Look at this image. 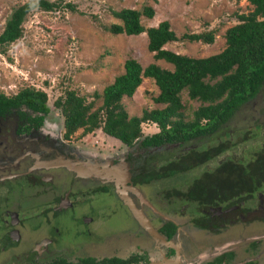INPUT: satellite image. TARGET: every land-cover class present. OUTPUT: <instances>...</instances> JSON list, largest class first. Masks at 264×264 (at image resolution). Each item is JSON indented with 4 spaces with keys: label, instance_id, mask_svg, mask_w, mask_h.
<instances>
[{
    "label": "flooded vegetation",
    "instance_id": "flooded-vegetation-1",
    "mask_svg": "<svg viewBox=\"0 0 264 264\" xmlns=\"http://www.w3.org/2000/svg\"><path fill=\"white\" fill-rule=\"evenodd\" d=\"M241 108L251 116L248 126L234 122ZM47 113L25 105L0 109V264H257L264 254V82L210 134V145L194 148L191 169L165 177L199 170L164 193L162 205L155 192H144L153 180L138 183L140 172L156 167L145 153L85 150L72 133L61 131L59 120L48 123ZM245 143L241 158L234 159V150ZM192 181L200 192L194 201L179 196ZM122 201L169 244L144 232L138 247L137 219L127 210L126 217L119 214V231L104 230ZM257 225L263 228L241 233ZM232 227L238 233H230ZM109 240L115 244L106 254L100 248Z\"/></svg>",
    "mask_w": 264,
    "mask_h": 264
},
{
    "label": "rangeland",
    "instance_id": "rangeland-1",
    "mask_svg": "<svg viewBox=\"0 0 264 264\" xmlns=\"http://www.w3.org/2000/svg\"><path fill=\"white\" fill-rule=\"evenodd\" d=\"M27 0H0V33L6 19L9 18L12 10ZM58 2V6L51 11H43L39 8L32 9L21 22V36L16 40L0 45V92L6 96L17 93L20 89L30 87L42 90L46 95L48 123H57L59 120L62 126L63 117L60 110L54 107L53 102L59 96H63L66 90H73L77 95L83 96L86 102H92V109L100 105V98H94L93 92L100 93L102 88L111 83L113 78L123 72V63L126 59L136 60L141 67L155 63L161 68L168 70L172 66L163 60H155L153 53L147 50V38L144 32L137 35L111 34L104 29V26L120 24V21L112 16L110 10L122 8L141 10L144 6L153 8L151 18L141 17L140 21L144 28L156 25L159 21L166 20L169 27L175 34V41L163 45L164 49L185 55L188 57H206L221 51L224 46V33L227 28L238 23L237 15L248 14L252 6L247 0H48ZM75 5L74 11L63 7L65 3ZM213 32L211 43L201 41H187L181 39L182 34ZM158 93V89L149 78H143L140 84L130 97L123 96L120 103L128 116H139L141 110L161 108L163 105L154 103L152 98ZM182 104V119L190 121L192 112L201 103L187 97L186 91L180 92ZM247 110L238 111L237 126H248L251 124V116ZM227 127V126H226ZM141 136L135 141L133 147L127 148L119 140L106 136L100 128L83 133L78 128L71 135L83 149L102 154H126L133 152L140 155L145 153L144 158L149 161L173 157V145H165L161 148H150L146 151L140 149L138 144L143 136L158 131L154 123L143 122L140 124ZM63 128H61V131ZM221 139V133L218 135ZM215 138L208 135L196 138L183 149L199 148L208 146ZM82 144V145H81ZM247 143L237 146L234 150V159L241 158ZM113 148V149H111ZM181 149L180 151H183ZM166 151L165 153L163 151ZM241 150L243 152H241ZM162 152V153H161ZM168 152V153H167ZM93 161V160H92ZM157 164V163H155ZM208 163L206 166L212 165ZM123 172V169H121ZM199 173L194 169L186 176L178 175L156 180L153 184L144 189L145 194L152 197L155 192V202L162 205L167 191L182 184L183 181H190ZM118 206L117 217L106 224L104 230L119 231V214L127 216V211L133 219L137 217L129 204L122 201ZM180 202L176 201L177 209ZM182 205V204H181ZM127 210V211H126ZM121 211V212H120ZM184 214L189 210L184 206ZM111 217H114L112 215ZM179 221H183L181 214ZM185 220V219H184ZM138 224V243L145 229ZM126 228L132 227V222H125ZM263 226H248L241 232L243 235H251L255 229L261 230ZM143 231H140V230ZM129 232V231H128ZM230 233H238L232 227ZM115 244L113 240L107 241L103 247V253H111V247ZM122 245L127 241L122 239ZM135 246V242H132ZM123 249L122 251H124ZM121 251V252H122ZM257 264H264V254L257 261Z\"/></svg>",
    "mask_w": 264,
    "mask_h": 264
},
{
    "label": "trees",
    "instance_id": "trees-1",
    "mask_svg": "<svg viewBox=\"0 0 264 264\" xmlns=\"http://www.w3.org/2000/svg\"><path fill=\"white\" fill-rule=\"evenodd\" d=\"M252 6L248 14L237 15L238 23L227 28L224 33V48L218 53L206 57H188L163 48V45L175 41V34L166 20L154 26L144 28L141 17L151 18L153 8L144 6L141 10L122 8L110 10L120 24L104 26L111 34H146L147 50L153 53L155 60H163L172 66L171 70L161 68L155 63L141 67L128 58L123 63V72L115 76L111 83L104 86L100 93L93 92L94 98H100V105L92 109V102H86L83 96L73 90H66L53 102L61 111L64 134L67 136L81 128L83 133L96 128L130 146L141 136L140 124L151 122L158 131L143 136L139 141L144 148H161L173 145V157H163L154 161L153 172L139 173L138 183L145 184L167 177L179 170L193 167V159L198 152L194 148L180 151L184 145L198 137L210 135L224 123L233 110L250 99L264 82V0H247ZM58 2L48 0H27L15 7L6 19L0 33V45L8 44L21 36V22L32 9L51 11ZM63 7L75 10V5L65 3ZM181 39L211 43L213 32L182 34ZM143 78H149L158 89L152 98L161 108L143 109L139 116H128L120 100L130 97ZM186 91L187 97L201 103L193 112L190 121L182 119L180 92ZM46 95L42 90L26 87L12 97L0 92V109L4 106L25 105L36 112L46 113ZM163 151L164 153L166 151ZM162 153V152H161ZM168 153V152H167ZM199 189L192 181L184 193L186 200L194 201L199 197ZM205 195V193H204ZM170 225V224H169ZM169 231L172 227L169 226ZM169 236L170 232H166Z\"/></svg>",
    "mask_w": 264,
    "mask_h": 264
},
{
    "label": "water",
    "instance_id": "water-1",
    "mask_svg": "<svg viewBox=\"0 0 264 264\" xmlns=\"http://www.w3.org/2000/svg\"><path fill=\"white\" fill-rule=\"evenodd\" d=\"M129 205L132 208V210L134 212V215L137 217L136 219L138 220V222L140 223V225L143 226V228L145 229V231L147 233L151 234L152 236H154L155 238L161 239L164 243H166V241L148 223V221L141 214V212L139 210H136L131 204H129ZM166 244H169V243H166ZM146 264H176V262H172V261L166 260V261H161V262H148Z\"/></svg>",
    "mask_w": 264,
    "mask_h": 264
}]
</instances>
